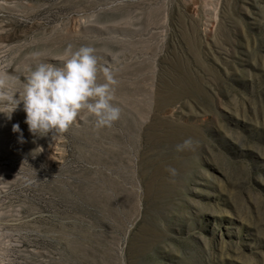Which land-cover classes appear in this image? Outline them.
I'll return each mask as SVG.
<instances>
[{
	"label": "rangeland",
	"instance_id": "rangeland-1",
	"mask_svg": "<svg viewBox=\"0 0 264 264\" xmlns=\"http://www.w3.org/2000/svg\"><path fill=\"white\" fill-rule=\"evenodd\" d=\"M68 45L120 115H0V264H264V0H0V91Z\"/></svg>",
	"mask_w": 264,
	"mask_h": 264
},
{
	"label": "clouds",
	"instance_id": "clouds-1",
	"mask_svg": "<svg viewBox=\"0 0 264 264\" xmlns=\"http://www.w3.org/2000/svg\"><path fill=\"white\" fill-rule=\"evenodd\" d=\"M71 48L68 45L62 64L38 62L30 66L19 95L14 91H0V115L7 112V116H3L10 119L19 106L28 132L36 138L48 136L51 142L69 127L81 109L94 117L96 128L110 127L120 115V108L111 103L112 86L117 83L113 70L98 65L93 47L80 46L75 51ZM98 72L102 73V83L97 82ZM9 79L17 78L0 74V89ZM11 131L17 134L19 143L24 142L18 123L12 124ZM190 144L186 139L176 148L180 151ZM169 172L174 174L175 169Z\"/></svg>",
	"mask_w": 264,
	"mask_h": 264
}]
</instances>
